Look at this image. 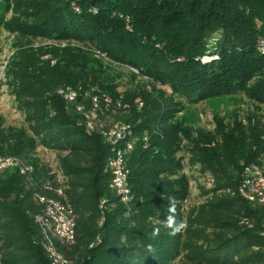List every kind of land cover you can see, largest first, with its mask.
Wrapping results in <instances>:
<instances>
[{"label":"trees","instance_id":"trees-1","mask_svg":"<svg viewBox=\"0 0 264 264\" xmlns=\"http://www.w3.org/2000/svg\"><path fill=\"white\" fill-rule=\"evenodd\" d=\"M13 4L4 31L57 45L41 50L48 60L19 57L6 71L27 129L0 124V157L35 169L0 173V264H50L36 223L45 211L39 197L73 211L74 242L56 244L67 264H264V208L237 192L244 167H264V123L255 122L247 135L216 131L221 140L211 141L199 130L194 139L183 115L177 117L183 102L238 93L264 107V57L256 50L264 0H82L79 12L66 0ZM64 87L79 89L86 104L96 97L105 123L131 126L127 205L109 187L108 143L58 97ZM38 146L56 152V173L38 166L32 157ZM186 168L197 169L210 187L199 183L197 202L185 212ZM169 216L185 227L174 232Z\"/></svg>","mask_w":264,"mask_h":264},{"label":"built area","instance_id":"built-area-1","mask_svg":"<svg viewBox=\"0 0 264 264\" xmlns=\"http://www.w3.org/2000/svg\"><path fill=\"white\" fill-rule=\"evenodd\" d=\"M70 7L79 12V5L82 0H66ZM256 50L260 56L264 57V35L257 42ZM94 57L107 63L106 55L100 51H94ZM217 57H204L201 62L207 63ZM126 69L137 75L138 71L131 67ZM66 104L74 107V110L82 117L87 131H98L108 143L111 149V157L107 163L110 173V190L120 202L127 205L131 199V192L128 183V169L126 167L127 156L133 150L136 138L132 135L131 126L128 124L118 125L105 123L98 117L100 109L99 100L94 97L89 104L84 103L79 93L71 87H64L56 91ZM103 102L108 106L111 101L104 98ZM141 106V104H140ZM146 138H144V141ZM16 169L22 175L31 173L35 169L31 165H24L22 161L14 157H0V173L4 170ZM56 170L51 173H56ZM242 181L237 192L240 197L248 202L256 203L264 208V172L255 166H246L242 171ZM63 177L59 176L58 183L62 182ZM62 188H58L57 194L62 195ZM40 203L45 206L43 216L36 218V223L40 226L43 234V250L50 264H67L62 256L57 252V243H73L75 239V221L73 211L68 203H61L54 199L39 197ZM105 203L99 204V209L103 210ZM102 224V221L99 225ZM262 236L264 237V224L262 225ZM93 244L90 245V248Z\"/></svg>","mask_w":264,"mask_h":264},{"label":"rangeland","instance_id":"rangeland-1","mask_svg":"<svg viewBox=\"0 0 264 264\" xmlns=\"http://www.w3.org/2000/svg\"><path fill=\"white\" fill-rule=\"evenodd\" d=\"M14 0H0V25L2 22L9 20L13 16ZM22 6V5H21ZM19 4V8L21 7ZM57 45L54 42L32 39L30 43L22 39L14 33L4 31L0 27V124L5 129L10 128H26L24 121L25 114L19 110L18 102L14 98L12 89L9 87L6 71L12 66L13 62H20L27 56L31 58L38 57L39 61H46L49 55L41 54V50L45 47ZM61 47L65 44H61ZM38 50L37 53H33ZM28 52V53H27ZM32 53V54H31ZM20 57V58H19ZM216 56H213L214 58ZM209 58V57H208ZM215 60V59H213ZM139 82V80H137ZM137 82H134L137 84ZM140 83V82H139ZM123 90V88L121 89ZM166 93L169 90L165 89ZM183 110L177 114V117L185 118L186 124L193 128L194 139H200L198 130L203 134L211 137V141L221 140L220 136L224 137L227 133H231L234 129H240V132L249 133L251 127L255 126V122L264 123V107L260 103L249 98L247 95L238 93L233 95H224L215 99L196 102H183ZM260 106L259 111L255 107ZM216 114V116L214 115ZM258 115L263 117L258 119ZM248 121H251L249 124ZM200 128V129H199ZM203 129V130H202ZM216 131L220 134L217 136ZM220 131V132H219ZM183 149L180 156H185V162L189 153V142L183 141ZM185 153V154H184ZM36 159L39 167H46L49 171L56 168L57 154L53 150H49L43 146L36 147L32 155ZM264 172V167L258 164L252 165ZM185 174L190 177L191 197L185 206L187 208L191 203L197 202L200 195L198 184H205L207 188L210 183H207L202 178L198 177L197 169H185Z\"/></svg>","mask_w":264,"mask_h":264},{"label":"clouds","instance_id":"clouds-1","mask_svg":"<svg viewBox=\"0 0 264 264\" xmlns=\"http://www.w3.org/2000/svg\"><path fill=\"white\" fill-rule=\"evenodd\" d=\"M173 210L174 207L169 209V211H173ZM168 222H169V226H173V225L175 226L173 229L174 232H179L182 228L185 227L183 223H177L173 216L168 217Z\"/></svg>","mask_w":264,"mask_h":264}]
</instances>
